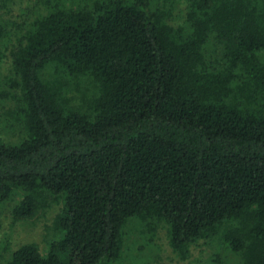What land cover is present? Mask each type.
<instances>
[{
    "label": "trees",
    "instance_id": "obj_1",
    "mask_svg": "<svg viewBox=\"0 0 264 264\" xmlns=\"http://www.w3.org/2000/svg\"><path fill=\"white\" fill-rule=\"evenodd\" d=\"M36 1L0 0V229L58 208L0 264H119L135 224L264 264V0Z\"/></svg>",
    "mask_w": 264,
    "mask_h": 264
},
{
    "label": "rangeland",
    "instance_id": "obj_2",
    "mask_svg": "<svg viewBox=\"0 0 264 264\" xmlns=\"http://www.w3.org/2000/svg\"><path fill=\"white\" fill-rule=\"evenodd\" d=\"M35 1L21 0L12 11V14L3 16L4 19L20 20L23 17L22 13L28 11L27 9L34 5ZM5 53H7L6 50ZM259 57L264 60V52L259 53ZM7 67L8 61L4 59V62L0 65V78L3 79L4 76H9ZM65 83L68 88L65 94L67 100L75 105L87 108L91 103L93 93V89L88 85V82L76 79ZM3 87L7 88L6 84L0 86V91L4 89ZM6 103L5 101V106ZM0 112H2L0 114V135L13 138L15 130L11 129L10 124L13 125L14 121L6 115L5 109L2 111L0 108ZM57 208V205L53 204L47 209L39 210L35 217L25 221H14L8 211L4 210L1 216L0 246L3 247L8 244V247L15 248L23 242H34L40 249H44L46 240L52 236V232L48 227L52 224ZM137 225L135 224L133 230L128 231L125 236L124 243L128 246L125 253L126 260L119 264H207L209 262L213 245L200 241V244L191 247L189 256L180 258L170 247L164 228L159 227L152 234L142 236L139 230L136 229ZM222 264H240V261L237 255L227 254Z\"/></svg>",
    "mask_w": 264,
    "mask_h": 264
}]
</instances>
